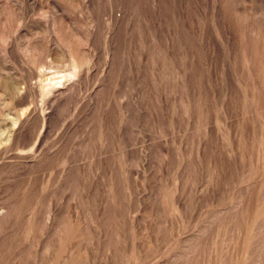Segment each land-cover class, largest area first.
I'll return each mask as SVG.
<instances>
[{
	"label": "rangeland",
	"instance_id": "1",
	"mask_svg": "<svg viewBox=\"0 0 264 264\" xmlns=\"http://www.w3.org/2000/svg\"><path fill=\"white\" fill-rule=\"evenodd\" d=\"M0 264H264V0H0Z\"/></svg>",
	"mask_w": 264,
	"mask_h": 264
}]
</instances>
